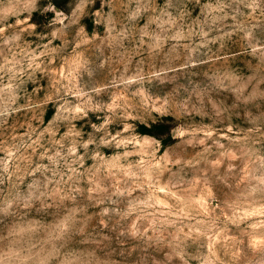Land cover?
<instances>
[{
	"label": "clouds",
	"instance_id": "9594fccd",
	"mask_svg": "<svg viewBox=\"0 0 264 264\" xmlns=\"http://www.w3.org/2000/svg\"><path fill=\"white\" fill-rule=\"evenodd\" d=\"M66 8L0 0V264H264V0Z\"/></svg>",
	"mask_w": 264,
	"mask_h": 264
},
{
	"label": "rangeland",
	"instance_id": "374dc122",
	"mask_svg": "<svg viewBox=\"0 0 264 264\" xmlns=\"http://www.w3.org/2000/svg\"><path fill=\"white\" fill-rule=\"evenodd\" d=\"M54 2L57 4L58 7L65 8V10H67L66 5L68 3V0H54ZM36 20L37 21H43V17L36 16ZM86 23H88L89 28H91V21H86ZM50 115H51V113H49V116ZM141 130L147 131L146 129H141ZM152 131L155 134H164V133H167L169 131V129L166 126L161 125V126L154 127L152 129Z\"/></svg>",
	"mask_w": 264,
	"mask_h": 264
}]
</instances>
